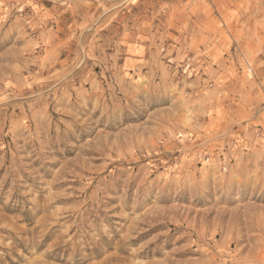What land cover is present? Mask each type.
Segmentation results:
<instances>
[{
  "label": "rangeland",
  "instance_id": "1",
  "mask_svg": "<svg viewBox=\"0 0 264 264\" xmlns=\"http://www.w3.org/2000/svg\"><path fill=\"white\" fill-rule=\"evenodd\" d=\"M0 264H264V0H0Z\"/></svg>",
  "mask_w": 264,
  "mask_h": 264
}]
</instances>
